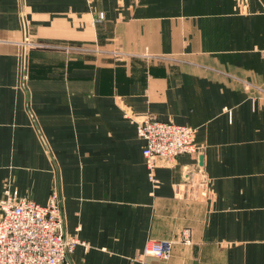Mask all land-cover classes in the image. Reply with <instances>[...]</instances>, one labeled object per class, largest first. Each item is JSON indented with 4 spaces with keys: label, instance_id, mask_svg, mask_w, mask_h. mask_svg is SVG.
I'll list each match as a JSON object with an SVG mask.
<instances>
[{
    "label": "crops",
    "instance_id": "crops-1",
    "mask_svg": "<svg viewBox=\"0 0 264 264\" xmlns=\"http://www.w3.org/2000/svg\"><path fill=\"white\" fill-rule=\"evenodd\" d=\"M260 89L264 0H0V198L56 190L86 243L71 264H264ZM141 116L193 127L198 152L150 171ZM198 168L204 201L182 185ZM184 227L168 259L143 253Z\"/></svg>",
    "mask_w": 264,
    "mask_h": 264
},
{
    "label": "built area",
    "instance_id": "built-area-1",
    "mask_svg": "<svg viewBox=\"0 0 264 264\" xmlns=\"http://www.w3.org/2000/svg\"><path fill=\"white\" fill-rule=\"evenodd\" d=\"M31 45L67 51H98L87 46L69 47L33 42ZM260 91L264 96V89ZM131 121L135 123L136 133L143 141L142 155L150 171L157 165H174L181 154L198 152L194 144L195 129L191 126L162 122L151 116L131 118ZM151 180L156 182L153 177ZM184 184L196 200L204 201L210 196L209 181L200 169L185 172ZM176 195L179 198L183 196L179 188L176 189ZM176 242L184 245L191 243L188 227L180 229L176 240L147 241L143 253L166 260L171 256ZM77 245L86 246V243L76 236L65 234L56 190H51L45 205L16 193H6L0 198V264H71L70 255Z\"/></svg>",
    "mask_w": 264,
    "mask_h": 264
},
{
    "label": "rangeland",
    "instance_id": "rangeland-1",
    "mask_svg": "<svg viewBox=\"0 0 264 264\" xmlns=\"http://www.w3.org/2000/svg\"><path fill=\"white\" fill-rule=\"evenodd\" d=\"M41 43V42H40ZM47 44V43H46ZM49 44H59V43H49ZM53 49H56V48H53ZM79 52H83V53H91L90 51H79ZM100 52V51H99ZM98 52V53H99ZM102 53L103 52H106V51H101ZM107 54H109V53H107Z\"/></svg>",
    "mask_w": 264,
    "mask_h": 264
}]
</instances>
